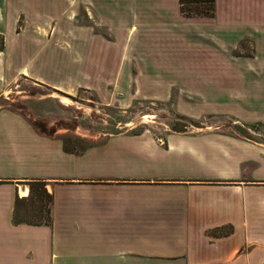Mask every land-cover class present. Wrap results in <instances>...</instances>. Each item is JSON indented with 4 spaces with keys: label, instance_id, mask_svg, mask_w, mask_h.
Segmentation results:
<instances>
[{
    "label": "rangeland",
    "instance_id": "obj_1",
    "mask_svg": "<svg viewBox=\"0 0 264 264\" xmlns=\"http://www.w3.org/2000/svg\"><path fill=\"white\" fill-rule=\"evenodd\" d=\"M104 1L0 0V122L79 149L207 127L264 143V0Z\"/></svg>",
    "mask_w": 264,
    "mask_h": 264
},
{
    "label": "crops",
    "instance_id": "obj_2",
    "mask_svg": "<svg viewBox=\"0 0 264 264\" xmlns=\"http://www.w3.org/2000/svg\"><path fill=\"white\" fill-rule=\"evenodd\" d=\"M153 133L70 151L0 122V264H264V143L222 127ZM34 179L51 220L15 222Z\"/></svg>",
    "mask_w": 264,
    "mask_h": 264
},
{
    "label": "trees",
    "instance_id": "obj_3",
    "mask_svg": "<svg viewBox=\"0 0 264 264\" xmlns=\"http://www.w3.org/2000/svg\"><path fill=\"white\" fill-rule=\"evenodd\" d=\"M179 10L187 16L190 15H213L215 0H178ZM64 146L70 151L81 150L75 146ZM53 194L46 187V183L41 179L29 181V193L26 196H16L13 211L15 222L42 223L50 222L51 202ZM27 201L34 202L31 207H23Z\"/></svg>",
    "mask_w": 264,
    "mask_h": 264
},
{
    "label": "water",
    "instance_id": "obj_4",
    "mask_svg": "<svg viewBox=\"0 0 264 264\" xmlns=\"http://www.w3.org/2000/svg\"><path fill=\"white\" fill-rule=\"evenodd\" d=\"M58 94V96H60V97H66V98H68V95H65V94H62V93H57Z\"/></svg>",
    "mask_w": 264,
    "mask_h": 264
}]
</instances>
